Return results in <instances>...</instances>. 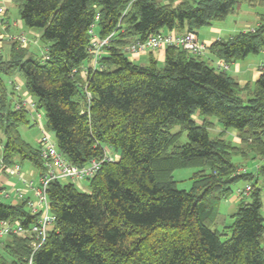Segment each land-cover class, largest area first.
<instances>
[{
	"label": "trees",
	"instance_id": "obj_1",
	"mask_svg": "<svg viewBox=\"0 0 264 264\" xmlns=\"http://www.w3.org/2000/svg\"><path fill=\"white\" fill-rule=\"evenodd\" d=\"M12 3L23 26L39 33L43 51L37 57L10 42L7 55L0 53L2 164L27 163L45 175L39 145L19 133L39 110L69 165L117 155L101 163L85 191L69 180L48 183L55 222L32 264H264V73L248 90L179 48L163 49L162 62L150 52L145 65L126 52L160 33L197 34L247 5L263 11L257 27L206 47L225 65L243 60L264 52V0ZM95 30L99 39L111 38L92 68ZM15 76L33 111L16 108L22 99ZM229 131L238 142L226 138ZM246 163L255 166L236 176ZM183 168L196 169L189 190L173 178ZM240 181L251 183L250 201L226 216L221 205ZM26 203L0 201V223L30 227L35 217ZM32 252L28 237L9 236L0 242V264H28Z\"/></svg>",
	"mask_w": 264,
	"mask_h": 264
},
{
	"label": "built area",
	"instance_id": "obj_2",
	"mask_svg": "<svg viewBox=\"0 0 264 264\" xmlns=\"http://www.w3.org/2000/svg\"><path fill=\"white\" fill-rule=\"evenodd\" d=\"M1 1V0H0ZM5 13V7L0 5V16ZM90 50L89 53L92 56L91 66L92 68L98 67V59L103 53V47L109 43L111 35L105 39H99L95 33H91ZM7 39L10 42H17L21 47H25L28 43L27 38L24 35L7 34ZM166 47H175L182 49L193 56L205 57L206 46L201 43L197 35L193 32H187L183 35H177L171 32L160 33L148 37L145 41H134L127 48L126 52L130 56L145 55L150 51L163 50ZM219 71H226L227 66L219 65L217 68ZM264 73V67L260 68ZM23 107L25 110L33 111V102L23 101L16 105V108ZM38 120H41L42 116L38 112L36 115ZM40 137L38 139V145L40 147V154L43 160V167L45 169V175L39 176L38 181L26 180L22 177L21 166L14 164L12 166H4L10 175H17L24 188L19 189L12 186L10 189H2L1 195L10 200L12 204L19 201H26L27 208L30 215L35 217V222L30 227H25L19 223H10L3 221L0 223V242L13 235H19L28 237L30 244L33 248V252L28 259V264H32L33 253L44 242L48 230L53 226L55 222V216L51 214L49 201L47 198V185L52 180H69L78 189L85 191L86 185L84 183L87 180L93 178L100 168L103 161H114L117 159V155H111L106 152L102 160H92L91 163L85 167L77 168L69 165L59 152L55 141L49 136L45 127L39 125ZM249 173L247 167L240 166L236 169V176L246 175ZM252 191L251 183H245L242 186L236 187L233 192V197L236 199H244L250 195ZM31 192V197H27V194Z\"/></svg>",
	"mask_w": 264,
	"mask_h": 264
},
{
	"label": "crops",
	"instance_id": "obj_3",
	"mask_svg": "<svg viewBox=\"0 0 264 264\" xmlns=\"http://www.w3.org/2000/svg\"><path fill=\"white\" fill-rule=\"evenodd\" d=\"M162 2H166L167 0H160ZM0 5H3L5 7V13L3 16H0V53L2 55L6 56L9 49L10 42L7 39V34H14V35H24L26 38L28 37L30 41H34L32 44L39 45V33L34 30H28L26 29L20 18L17 11V8L12 3V0H1ZM260 9L256 8H250L247 5H242L238 10L235 11L232 15H230L225 21L223 22H214L211 26H208V30L200 32L201 35H197V38L201 43H203L206 47L211 45L214 41L217 40H227L231 36L235 35L238 32L241 31H248L253 30L257 27L259 22V15L262 13ZM95 34L96 30H95ZM27 38V39H28ZM29 40L26 48L29 49V51L35 52L37 51L36 47L33 46L32 48L29 47ZM34 44V45H35ZM153 53V55L156 57V59L159 62L163 61V50L158 51H150ZM141 56H130L131 59H133L136 63H139L141 65H145L148 63L149 59V53ZM206 60L210 62V64L217 68L219 65H224V63L220 60H218L212 53L206 49L205 57ZM227 70L226 72L231 75V77L238 83L240 87H249L248 90H252L257 79L262 74L261 67H264V52H260L258 54L249 55L243 60H239L237 62L231 63L226 65ZM14 85L16 87V90L18 91V94L21 96V99L23 101L31 102L33 99L30 97L26 90L24 89V83L21 77L15 76L13 79ZM37 113L35 115L31 116V122L35 125H43L45 127V123L43 122V118L41 120H38L36 118ZM42 116V115H41ZM44 123V124H43ZM234 134V132L232 133ZM234 136V135H233ZM40 137V134L35 138L33 144H38V139ZM235 137V136H234ZM1 150H2V142L0 140V198L5 199L1 195L2 189H10L12 186L16 187V184L14 181H12L10 178H7L9 176L17 177L20 181L19 177L17 175H10L7 172V169L4 168V165L2 164L1 160ZM21 172L22 177L26 180H34L39 179V173L32 168L28 164V166L21 165ZM35 181V180H34ZM36 181V182H37ZM244 185V184H243ZM242 186V185H241ZM239 187V186H238ZM32 193L29 192L27 194V197H31ZM11 202L10 200H7ZM228 201V206L226 207L224 211L220 212L222 214L228 213V216L233 214L238 206V204L241 202V199H236L235 197L231 196ZM7 203V202H6Z\"/></svg>",
	"mask_w": 264,
	"mask_h": 264
},
{
	"label": "rangeland",
	"instance_id": "obj_4",
	"mask_svg": "<svg viewBox=\"0 0 264 264\" xmlns=\"http://www.w3.org/2000/svg\"><path fill=\"white\" fill-rule=\"evenodd\" d=\"M175 2H177V0H174ZM221 23V22H220ZM209 28L207 27V26H204V27H202L201 29H199L198 31H197V34L198 35H201V33L200 32H202V31H206V30H208ZM14 35V34H13ZM28 38V37H27ZM27 40H29V38L27 39ZM34 42V41H33ZM32 41H30L29 40V47L30 48H32V45L33 46H37L36 47V49H37V51H35V52H33L37 57H39L40 55H41V53H42V51H43V46H42V44H39V45H36L35 43V45L34 44H32L33 43ZM201 42V41H200ZM8 43H10V42H8ZM243 96H245V95H243ZM39 113L42 115V118H43V122L45 123V115H44V112H43V110H39ZM29 123H28V125H25V126H21V127H19V133H20V135H21V137H22V139L23 140H25L26 142H28L29 144H32L33 145V143H34V140H35V138H37V136L40 134V130H39V128H38V126H35L32 122H31V114L29 115ZM43 123V124H44ZM45 125V124H44ZM47 130V129H46ZM213 135H215L217 132H220V128H215L214 130H211L210 131ZM47 133L49 134V136L51 137V138H54V135H53V133L52 132H50V131H47ZM232 135H234L235 136V133L234 134H232V131H229V132H227V134H226V138L227 139H229V140H233L234 139V141L235 142H238L239 140H238V138L237 137H232ZM0 140H1V142H2V140H3V135H2V133H0ZM185 142H187V139H186V136L185 135H183L181 138H180V140H179V143L180 144H184ZM258 163V162H257ZM246 167L248 168V169H252L255 165L254 164H252V163H246ZM24 166L26 167V166H28V164L27 163H24ZM196 171V169L195 168H183V169H177V170H174L173 171V178H174V180L176 181V186H177V188L178 189H180V190H189L190 188H191V185H192V180H191V177H192V174H193V172H195ZM7 178H10L12 181H14L15 182V184H16V188H19V189H23L24 188V183H22L21 181H19L18 180V178L17 177H14V176H9V177H7ZM35 181H37V179H34ZM244 184V182H239L238 184H237V186H241V185H243ZM85 185H87L86 184V182L84 183V187H85ZM231 198V197H230ZM229 198V199H230ZM261 199H262V209H261V215H262V217L264 218V193L262 194V196H261ZM244 200V202H249L250 201V198L249 197H246V198H244L243 199ZM0 201H2V202H9V201H7L6 199H3V198H0ZM228 206V201H224L223 203H222V205H221V211H224L225 212V209H227L226 207ZM226 216H228V213H226ZM227 223H231V221L230 220H228L227 221Z\"/></svg>",
	"mask_w": 264,
	"mask_h": 264
}]
</instances>
